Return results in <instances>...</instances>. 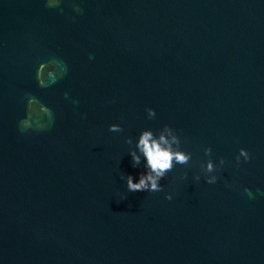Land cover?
<instances>
[{"label": "water", "instance_id": "water-1", "mask_svg": "<svg viewBox=\"0 0 264 264\" xmlns=\"http://www.w3.org/2000/svg\"><path fill=\"white\" fill-rule=\"evenodd\" d=\"M76 2L0 0V264H264V0ZM50 56L67 73L42 88ZM29 93L46 130L18 127ZM165 123L192 160L127 191L125 138ZM206 146L214 184L193 180Z\"/></svg>", "mask_w": 264, "mask_h": 264}, {"label": "clouds", "instance_id": "clouds-1", "mask_svg": "<svg viewBox=\"0 0 264 264\" xmlns=\"http://www.w3.org/2000/svg\"><path fill=\"white\" fill-rule=\"evenodd\" d=\"M63 0H44L48 8H59ZM73 11L79 13L82 11L80 4L73 0ZM67 73V64L58 60L55 56H50L47 60L38 64L35 72V80L39 87H48L55 81L50 79H61ZM147 118L152 119L156 115V110L152 107L145 109ZM54 119L52 109L42 102L37 96L26 94L25 98V115L18 121V127L21 131L36 129L39 131L46 130ZM110 132H122V126L119 123L108 125ZM125 144L128 145V155L131 157L133 168H141L142 171L136 175L131 173H121L120 179L124 182L125 188L129 192L146 191L159 192L163 189L161 180L164 179L176 165H188L192 160L193 153L182 147V142L178 131L168 123L163 124L160 128H143L139 131L138 136L126 137ZM205 159L200 161L199 171L193 174V180L199 182L203 179L208 184H214L218 180V173L226 164L223 156L216 160L212 158L211 147H203ZM235 163L237 166L247 163L252 159V154L248 149L240 147L235 154ZM188 172L180 174V179H187ZM230 187V185H229ZM245 193L252 197L249 189H244ZM125 197L121 194V199ZM166 200L173 199V193H165Z\"/></svg>", "mask_w": 264, "mask_h": 264}]
</instances>
